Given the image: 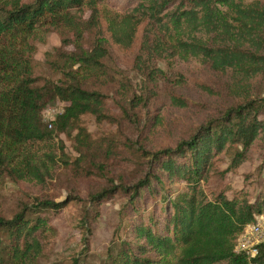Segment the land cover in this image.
Here are the masks:
<instances>
[{
  "label": "trees",
  "instance_id": "16d2710c",
  "mask_svg": "<svg viewBox=\"0 0 264 264\" xmlns=\"http://www.w3.org/2000/svg\"><path fill=\"white\" fill-rule=\"evenodd\" d=\"M100 6L110 39L121 48L129 49L147 23L136 61L149 80L162 76L158 60L192 57L228 72L234 97L174 145L142 147L145 159L136 177L121 175L89 194V231L103 200L118 192L127 197L119 223L125 236L111 240L104 264H264V243L253 256L235 250L243 227L264 212V193L253 198L228 173L248 159L255 142H264V0L0 1V176L44 180L50 172L44 156L55 161L39 145L54 141L82 114L106 116V94L84 85L88 78L103 85L108 74ZM46 25L75 34L70 56L84 66L81 79L38 82L29 37ZM89 29H95L90 49L80 42ZM57 101L65 109L49 126L43 111ZM174 102L186 104L180 96ZM87 134L80 127L78 139L87 144ZM226 154L231 160L222 168L218 159ZM66 204L36 198L10 217L0 215V264H39L52 217ZM70 264H80V256Z\"/></svg>",
  "mask_w": 264,
  "mask_h": 264
},
{
  "label": "rangeland",
  "instance_id": "374dc122",
  "mask_svg": "<svg viewBox=\"0 0 264 264\" xmlns=\"http://www.w3.org/2000/svg\"><path fill=\"white\" fill-rule=\"evenodd\" d=\"M100 7L104 35L110 47L105 59L108 74L103 85L95 78H88L84 85L98 87L106 94V116L99 119L92 113L82 114L67 130L56 132L54 141L39 145V150L53 154L55 161L52 163L44 156L50 165L44 180L9 173L0 176V215L10 217L22 204L36 198L67 201L61 212L52 217L54 228L39 264H70L78 255L80 264H104L111 240L125 236L119 223L127 197L118 192L103 200L89 231L84 222L86 208L90 207L89 194L111 185L113 180L117 182L121 175L129 180L136 177L145 159L142 147L156 150L174 145L234 101L229 90L230 74L197 58L160 59L157 64L163 70L162 76L156 81L149 80L136 61L147 23L141 25L129 49L121 48L111 41L104 6ZM90 13L86 9L85 18ZM94 30L84 32L80 39L84 47L93 46ZM74 39L70 28L47 25L29 37L34 75L39 83L46 79L62 81L83 77L84 66L70 56L76 49ZM175 96H180L186 104L175 103ZM80 127L88 133L87 144L78 139ZM62 148L65 155H61ZM230 160L226 154L218 162L225 168ZM228 173L234 186L249 189L253 198L263 194L264 142H255L248 159L236 172ZM217 178L213 174L215 181Z\"/></svg>",
  "mask_w": 264,
  "mask_h": 264
},
{
  "label": "built area",
  "instance_id": "2783aa9c",
  "mask_svg": "<svg viewBox=\"0 0 264 264\" xmlns=\"http://www.w3.org/2000/svg\"><path fill=\"white\" fill-rule=\"evenodd\" d=\"M64 109V103L60 101L48 104L43 111V120L51 126L56 116L62 113ZM262 243H264V212L258 213L253 221L248 222L243 227L237 239L235 250L253 256L258 253Z\"/></svg>",
  "mask_w": 264,
  "mask_h": 264
}]
</instances>
